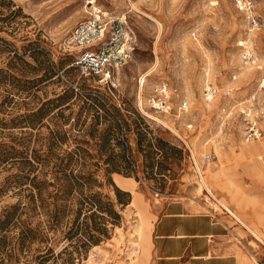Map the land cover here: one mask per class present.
I'll use <instances>...</instances> for the list:
<instances>
[{
  "label": "rangeland",
  "instance_id": "374dc122",
  "mask_svg": "<svg viewBox=\"0 0 264 264\" xmlns=\"http://www.w3.org/2000/svg\"><path fill=\"white\" fill-rule=\"evenodd\" d=\"M89 2L130 30V56L109 67L107 81L71 66L67 41ZM254 3L259 29L234 0H0V215L29 204L34 180L49 192L61 162L90 176L84 191L101 193L120 216L79 258L71 244L60 254L68 242L54 233L21 241L10 226L0 233V264H154L151 230L173 200L219 221L212 244L227 264H264V141L244 142L242 114L264 104V0ZM161 81L171 114L149 107ZM208 83L219 90L211 101L202 93ZM87 93L106 99L92 103ZM183 100L188 109L173 120ZM43 218L21 216L30 226Z\"/></svg>",
  "mask_w": 264,
  "mask_h": 264
},
{
  "label": "trees",
  "instance_id": "16d2710c",
  "mask_svg": "<svg viewBox=\"0 0 264 264\" xmlns=\"http://www.w3.org/2000/svg\"><path fill=\"white\" fill-rule=\"evenodd\" d=\"M76 87L83 90L78 82ZM98 97L106 99L103 95L84 94V98L92 103L99 102ZM68 165L67 162L66 166ZM65 168L61 162L56 164L52 170V180L48 183L52 188L44 195L43 181L34 180V192L29 195V204L12 205L0 215V233H6L10 226L18 225L16 236L19 240L36 238L42 241L47 240L51 232L68 242L61 248L60 254L67 252L71 244L78 258L106 238L108 222H117L119 214L113 210L111 201L108 198L103 200L98 191L94 193L84 191L83 187L89 186L92 181L90 176L74 174L71 170L66 172ZM116 194L119 203L127 204L128 201L121 200L120 190H116ZM28 213L42 214L44 218L37 221L35 226H30L29 222L21 219L22 215ZM50 252H52L50 248L46 247L40 254L41 259L48 257ZM36 264H43V261Z\"/></svg>",
  "mask_w": 264,
  "mask_h": 264
},
{
  "label": "built area",
  "instance_id": "2783aa9c",
  "mask_svg": "<svg viewBox=\"0 0 264 264\" xmlns=\"http://www.w3.org/2000/svg\"><path fill=\"white\" fill-rule=\"evenodd\" d=\"M87 16L76 23L70 31L67 41L69 52L73 58L71 66L81 76L109 79V67L125 63L131 52V36L124 17L101 9L94 2H89ZM238 10L243 12L249 23L259 29L262 23L256 15L254 0H234ZM68 49V48H67ZM251 50L242 54V59L248 61L252 58ZM231 90H222L220 93L229 95ZM203 97L211 101L219 90L215 85L208 83L203 89ZM149 107L156 115L171 114L173 106L170 87L166 81H161L154 89V93L148 99ZM187 101H182L178 106L177 114L172 116L173 120L186 112ZM244 116L243 140L254 142L264 140V104L255 102L242 111ZM188 148V146L186 145ZM206 161H211L214 155H207Z\"/></svg>",
  "mask_w": 264,
  "mask_h": 264
},
{
  "label": "crops",
  "instance_id": "0c3cea01",
  "mask_svg": "<svg viewBox=\"0 0 264 264\" xmlns=\"http://www.w3.org/2000/svg\"><path fill=\"white\" fill-rule=\"evenodd\" d=\"M197 209L181 200L166 203L151 230L154 264H194L197 259L206 264L228 263V255L212 244L220 235L219 221Z\"/></svg>",
  "mask_w": 264,
  "mask_h": 264
},
{
  "label": "bare ground",
  "instance_id": "6f19581e",
  "mask_svg": "<svg viewBox=\"0 0 264 264\" xmlns=\"http://www.w3.org/2000/svg\"><path fill=\"white\" fill-rule=\"evenodd\" d=\"M259 142H261V141H264V140H262V139H260V140H258ZM258 141H254V142H258ZM246 143H249V142H246ZM221 204V203H220ZM224 208H225V210L226 211H228V213L230 214V215H232L233 217H235L236 218V220H238L242 225H245V224H243V222L238 218V217H236L233 213H232V211L229 209V208H227V207H225L224 206ZM254 233V232H253ZM255 234V233H254ZM255 237V236H254ZM256 238V237H255Z\"/></svg>",
  "mask_w": 264,
  "mask_h": 264
}]
</instances>
